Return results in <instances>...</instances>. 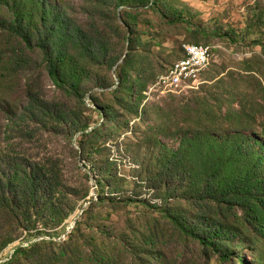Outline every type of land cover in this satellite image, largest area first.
Masks as SVG:
<instances>
[{"label": "rangeland", "instance_id": "rangeland-1", "mask_svg": "<svg viewBox=\"0 0 264 264\" xmlns=\"http://www.w3.org/2000/svg\"><path fill=\"white\" fill-rule=\"evenodd\" d=\"M51 2L57 3L58 14L92 27L89 2ZM165 8L185 12L188 24L174 26L163 15L140 10L148 14L138 21L140 42L129 58L133 94L117 92L118 75L131 54L121 23L122 30L115 29L116 40L110 32L117 66L104 71L91 65L82 73L85 105L53 84L40 51L30 54L29 63L0 73V183L16 164H21L19 169H36L37 163H44L59 186L54 193L56 222L47 224L33 217L28 223L22 213L0 212V264L8 262L18 247L42 240L55 244H47L43 253L57 251L61 245L77 250L71 259L74 264H88L93 257L101 264H222L165 214L168 208L173 215L185 217L192 208L187 177L171 175L162 162L170 150L180 149L185 133L203 128L205 111L224 116L242 103L257 114L251 135L264 140V49L257 46L264 45V20H252L254 9L264 12V0H162L160 10L170 16ZM0 19H8L3 10ZM7 37L0 32V56L7 54L10 60L18 56L20 46L14 39L6 47ZM195 43L211 44L216 50L200 84L176 94H163L155 86L149 91L184 57L183 47ZM84 66L79 63L78 71ZM100 80L111 86L98 88ZM31 95L58 105L69 122L79 117L89 123L87 133L100 129L99 134L92 138L73 135L69 124L54 119V111L35 121L25 111ZM100 109L107 114L101 116ZM199 109L204 110L200 117L195 112ZM223 125L214 127L218 135L231 128ZM28 226L33 227L30 233ZM237 254L244 264H258L264 246L258 251L241 247ZM20 264L33 263L24 260Z\"/></svg>", "mask_w": 264, "mask_h": 264}, {"label": "trees", "instance_id": "trees-1", "mask_svg": "<svg viewBox=\"0 0 264 264\" xmlns=\"http://www.w3.org/2000/svg\"><path fill=\"white\" fill-rule=\"evenodd\" d=\"M84 1L91 4V28L73 23L71 18L58 14V5L51 0H0V11L3 10L8 16L7 20L0 19V32L8 36L6 47L14 39L18 40L20 46L18 56L10 60H6L7 54H1L0 73L29 63L30 54L40 51L53 84L85 105L82 73L91 65H99L104 71L117 66L112 53L117 39L115 29L118 32L122 30L120 23L127 31L126 40L131 48V54L126 59L133 57L135 44L140 42L137 36L138 21L143 14H148L146 12L160 17L163 15L174 26L188 24L185 12L165 8L171 11L168 16L166 11L160 10L162 0ZM254 12L253 22L264 20V12L258 9H254ZM34 32L37 34L36 40L33 39ZM110 32L115 34V40ZM189 45L204 46L200 43ZM210 45L204 47H212ZM257 46L264 49L262 43ZM183 53L184 57L163 75L185 59L184 47ZM215 53L216 50L213 51L214 56ZM79 63L85 64L80 72ZM129 64L130 59L118 75L121 83L118 93L123 90L134 93L128 73ZM159 78L149 87V91L156 86ZM109 86L108 82L102 80L97 84L100 89ZM91 101L97 102L95 97ZM241 106L229 110L224 116L213 111H205L202 115L203 109L196 110L198 116L200 114L205 119L201 126L203 128L185 133L180 149L170 150L162 162L163 168H169L171 175L187 177L188 203L192 208L185 217L173 215L168 208L165 214L206 252L214 253L222 264L233 261L244 264L243 258L237 254L241 247L258 251L264 246V140L254 138L250 131V126L256 122V111L251 109L249 112L244 103ZM58 109V105L31 95L25 111L35 121L39 116L54 111V119L60 124H69L73 135L83 133V137L92 138L99 134L100 129L87 133L90 125L80 121L79 117L72 118L71 122L65 120L68 115ZM99 113L101 116L107 114L102 109ZM22 119L23 115L19 117V120ZM208 123L214 127L224 123L231 125V128L218 135L214 127L206 126ZM15 166L3 176L6 181L0 183V212L6 213L8 210L11 215L22 213L28 223L32 222L33 217L37 220L42 218L47 224L56 222L58 207L54 193L59 186L53 175L49 174L47 165L37 163L36 169H19L21 164ZM71 212L62 215L60 222L68 218ZM32 228L26 227L27 232L30 233ZM9 243L2 245L1 249ZM47 244L55 245L54 242L42 240L27 247H18L4 264H20L24 260L33 264H61L70 260V264H74L71 259L76 256L77 250L65 249L61 245L57 251L51 249L50 253H43ZM88 264H101V261L93 257ZM258 264H264V257L258 260Z\"/></svg>", "mask_w": 264, "mask_h": 264}, {"label": "built area", "instance_id": "built-area-1", "mask_svg": "<svg viewBox=\"0 0 264 264\" xmlns=\"http://www.w3.org/2000/svg\"><path fill=\"white\" fill-rule=\"evenodd\" d=\"M215 48L185 45V59L180 61L171 71L159 78L154 87L163 94L181 93L196 88L203 74L209 70ZM153 89V90H154Z\"/></svg>", "mask_w": 264, "mask_h": 264}]
</instances>
